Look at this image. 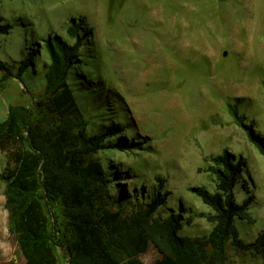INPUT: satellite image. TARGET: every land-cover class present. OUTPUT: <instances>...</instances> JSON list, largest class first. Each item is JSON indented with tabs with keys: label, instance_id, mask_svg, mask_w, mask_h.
I'll return each mask as SVG.
<instances>
[{
	"label": "rangeland",
	"instance_id": "374dc122",
	"mask_svg": "<svg viewBox=\"0 0 264 264\" xmlns=\"http://www.w3.org/2000/svg\"><path fill=\"white\" fill-rule=\"evenodd\" d=\"M72 18L82 44L70 83L87 132L120 124L112 139L126 141L95 154L117 172L111 193L154 189L165 197L159 213L180 209L188 220L182 234L206 236L212 210L196 191L215 190L214 159L227 151L245 165L235 198L249 199L250 220L233 223L240 239L252 241L264 230V157L233 111L264 135V0H0V20L9 26L0 61L14 75L0 87V120L10 105L27 106L42 91L46 40L73 44L66 32ZM104 97L107 109L97 103ZM4 162L0 152V171ZM3 190L0 180V219ZM227 252V264L262 263L230 242ZM55 253L66 264L58 247ZM158 258L152 245L139 255L148 264Z\"/></svg>",
	"mask_w": 264,
	"mask_h": 264
},
{
	"label": "trees",
	"instance_id": "16d2710c",
	"mask_svg": "<svg viewBox=\"0 0 264 264\" xmlns=\"http://www.w3.org/2000/svg\"><path fill=\"white\" fill-rule=\"evenodd\" d=\"M79 28L72 18L66 32L75 38L73 44L57 36L46 40L49 61L43 66L42 91L27 106L10 105L0 120L4 208L25 264H58L55 247L66 264H148L139 255L149 245L159 254L153 264H227L228 242L264 264V230L244 242L233 223L234 217L250 220L249 199L236 201L235 187L245 165L227 151L214 159L215 190L196 191L212 210L206 236L182 234L188 220L180 209L159 213L165 197L154 189L149 194L135 190L130 197L121 189L111 193L117 172L106 169L95 154L123 148L126 141L112 139L120 124L87 132V118L70 83L82 44ZM8 30L0 20V35ZM32 55L20 61L17 77ZM0 71L1 87L14 75L1 61ZM97 103L108 107L105 97ZM233 115L264 157V135L244 124L236 111Z\"/></svg>",
	"mask_w": 264,
	"mask_h": 264
},
{
	"label": "crops",
	"instance_id": "0c3cea01",
	"mask_svg": "<svg viewBox=\"0 0 264 264\" xmlns=\"http://www.w3.org/2000/svg\"><path fill=\"white\" fill-rule=\"evenodd\" d=\"M4 218H8L6 209L0 219V264H25L18 244L15 238H12L14 235L9 232L7 224L4 225Z\"/></svg>",
	"mask_w": 264,
	"mask_h": 264
}]
</instances>
